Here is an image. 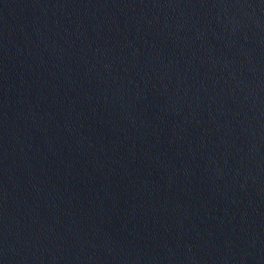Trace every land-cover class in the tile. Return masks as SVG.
I'll return each mask as SVG.
<instances>
[{
	"label": "water",
	"instance_id": "obj_1",
	"mask_svg": "<svg viewBox=\"0 0 264 264\" xmlns=\"http://www.w3.org/2000/svg\"><path fill=\"white\" fill-rule=\"evenodd\" d=\"M0 264H264V0H0Z\"/></svg>",
	"mask_w": 264,
	"mask_h": 264
}]
</instances>
